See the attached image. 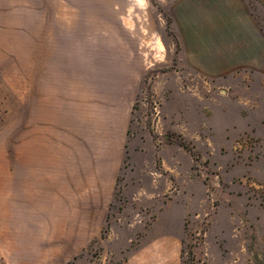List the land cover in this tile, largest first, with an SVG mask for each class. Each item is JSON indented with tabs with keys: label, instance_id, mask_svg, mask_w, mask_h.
Listing matches in <instances>:
<instances>
[{
	"label": "rangeland",
	"instance_id": "rangeland-1",
	"mask_svg": "<svg viewBox=\"0 0 264 264\" xmlns=\"http://www.w3.org/2000/svg\"><path fill=\"white\" fill-rule=\"evenodd\" d=\"M0 264H264V0H0Z\"/></svg>",
	"mask_w": 264,
	"mask_h": 264
}]
</instances>
